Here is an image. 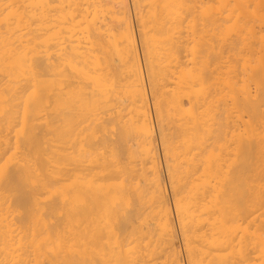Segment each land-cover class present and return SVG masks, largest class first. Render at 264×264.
<instances>
[{
    "label": "bare ground",
    "instance_id": "obj_1",
    "mask_svg": "<svg viewBox=\"0 0 264 264\" xmlns=\"http://www.w3.org/2000/svg\"><path fill=\"white\" fill-rule=\"evenodd\" d=\"M252 1L0 0V264H264Z\"/></svg>",
    "mask_w": 264,
    "mask_h": 264
},
{
    "label": "rangeland",
    "instance_id": "obj_2",
    "mask_svg": "<svg viewBox=\"0 0 264 264\" xmlns=\"http://www.w3.org/2000/svg\"><path fill=\"white\" fill-rule=\"evenodd\" d=\"M259 1L260 0H254V1H252V2H250V4H251V6H250V4H249V9H250V11L251 10H253L255 13H257V15L255 16V14H254V12H253V15L255 16H253L254 17V20H253V18L250 16V18H251V20L254 22V24H255V30H256V36H257V38H255V40L253 39V40H250V42H249V44H250V47H249V44H248V47L252 50V52L253 53H251L250 54V50H249V54L252 56H249L248 55V57H251V58H254L255 59V57H256V55H257V57H258V55H260V58L262 59V53H264V4H263V2L260 4L259 3ZM144 2V1H143ZM256 2H258L259 4H260V6L259 7H257V5H259L258 3H257V5H256ZM261 2V1H260ZM143 4V3H142ZM145 4H146V2H145ZM145 4H143V5H145ZM147 4H148V1H147ZM145 5V6H141V8H139V7H135V13H138L139 14V11L141 12V11H143V12H145L146 10H147V6L148 5ZM262 6V7H261ZM248 9V10H249ZM254 9H256L257 10V12L254 10ZM248 13H249V15H251L250 14V12L248 11ZM247 13V14H248ZM136 16H138L139 17V15H136ZM249 19V18H248ZM250 20V21H251ZM136 21V20H135ZM252 23V22H251ZM136 24H137V22H136ZM253 24V25H254ZM249 36L251 35V34H248ZM248 36V38L247 39H252L251 37H249ZM254 36V35H253ZM255 37V36H254ZM259 37V38H258ZM256 39H257V41H256ZM261 39V41L263 42V43H261V41H258V40H260ZM248 41V40H247ZM251 41H254L253 43L251 42ZM259 42V43H258ZM248 43V42H247ZM254 47H253V46ZM263 45V46H262ZM256 49V50H255ZM254 54H255V56H254ZM262 55V56H261ZM256 57V58H257ZM258 59V58H257ZM263 59H264V57H263ZM256 60V59H255ZM264 107V106H263ZM263 111H264V108H263ZM159 140H160V138H159ZM262 144H263V146H264V142H261ZM260 146V145H259ZM262 146V145H261ZM261 146L259 147L260 149H261ZM258 148V147H257ZM262 148H264V147H262ZM258 150V149H257ZM256 150V151H257ZM258 151H261V150H258ZM262 153H264V150L263 151H261ZM260 152V153H261ZM256 154H257V152H256ZM259 154V153H258ZM164 161V160H163Z\"/></svg>",
    "mask_w": 264,
    "mask_h": 264
}]
</instances>
